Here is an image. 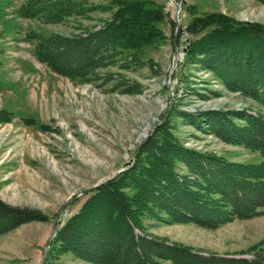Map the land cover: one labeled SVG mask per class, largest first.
<instances>
[{
  "label": "rangeland",
  "instance_id": "1",
  "mask_svg": "<svg viewBox=\"0 0 264 264\" xmlns=\"http://www.w3.org/2000/svg\"><path fill=\"white\" fill-rule=\"evenodd\" d=\"M146 1L162 8L174 26L155 23L163 38L143 46L134 64L105 68L87 82L59 76L39 63L28 34H79L109 19L111 9L102 7L84 19L46 25L17 16L22 0H0V201L46 217L0 236V264H41L61 206L134 166L141 146L166 120L176 141L187 149L235 163L261 160L258 152L223 142L205 125L197 128L176 112L259 111L264 116L257 102L225 88L215 72L186 62L190 36L183 33L195 17L211 13L264 25V5L256 0H180L175 21L177 0ZM92 2L106 6L110 0ZM175 167L186 173L178 160ZM92 192L66 206L58 230ZM161 216L142 221L145 234L205 253L230 256L259 245L264 254V214L214 229ZM45 264L94 263L65 253Z\"/></svg>",
  "mask_w": 264,
  "mask_h": 264
},
{
  "label": "trees",
  "instance_id": "2",
  "mask_svg": "<svg viewBox=\"0 0 264 264\" xmlns=\"http://www.w3.org/2000/svg\"><path fill=\"white\" fill-rule=\"evenodd\" d=\"M92 1L22 0L17 16L46 25L84 19L102 7L111 9L109 19L79 34H28L36 60L51 72L91 82L98 71L116 64L127 69L143 46L163 38L155 23L174 26L168 14L150 1L110 0L106 6ZM256 1L264 5V0ZM183 33L190 36L186 62L215 72L225 88L252 99L264 111V25L211 13L195 17ZM176 117L197 128L205 125L223 142L258 152L261 160L235 163L187 149L176 141L166 120L141 146L134 166L93 191L58 230L47 259L72 253L94 264H264L259 245L240 254L217 255L145 234L142 221L161 220V214L168 221L207 229L264 214L261 112H176ZM175 160L186 173L176 170ZM45 220L38 212L0 201V236L26 222Z\"/></svg>",
  "mask_w": 264,
  "mask_h": 264
},
{
  "label": "water",
  "instance_id": "3",
  "mask_svg": "<svg viewBox=\"0 0 264 264\" xmlns=\"http://www.w3.org/2000/svg\"><path fill=\"white\" fill-rule=\"evenodd\" d=\"M180 4H181V1L180 0H177V5H176V14H175V21H177V13H178V10H179V7H180ZM175 61H176V67L178 66V63H179V60H178V55L177 53H175ZM126 169H122L121 171L118 172V174H120L121 172L125 171ZM100 184H97L95 185L94 187L92 188H89V189H86V190H83L81 193H79L77 195V197H75L74 199H70L69 201H67L66 203H64L61 208L59 209L56 217H55V220H54V223H53V226H52V231L50 233V236L48 238V240L45 242V246H44V253H43V258H42V261H41V264H45L46 263V260H47V256H48V251H49V248H50V241L53 239V237L55 236L56 232L58 231V226H59V222H60V216L62 214V212L64 211V209L66 208V206L68 204H70L72 201H74L75 199L81 197V196H84L90 192H92L94 189H96Z\"/></svg>",
  "mask_w": 264,
  "mask_h": 264
},
{
  "label": "bare ground",
  "instance_id": "4",
  "mask_svg": "<svg viewBox=\"0 0 264 264\" xmlns=\"http://www.w3.org/2000/svg\"><path fill=\"white\" fill-rule=\"evenodd\" d=\"M145 135V133L141 134V137H143Z\"/></svg>",
  "mask_w": 264,
  "mask_h": 264
}]
</instances>
